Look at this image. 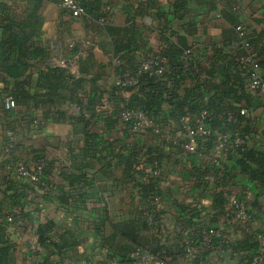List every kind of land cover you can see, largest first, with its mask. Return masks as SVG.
<instances>
[{
	"label": "crops",
	"instance_id": "1",
	"mask_svg": "<svg viewBox=\"0 0 264 264\" xmlns=\"http://www.w3.org/2000/svg\"><path fill=\"white\" fill-rule=\"evenodd\" d=\"M0 3L7 4L17 19L26 16L32 7L30 0H0ZM102 4L100 12L103 16L96 18L83 13L72 17L62 7L61 0H43L38 10L42 25L36 36L37 44L49 51L48 63L51 65L58 66L50 50L53 42L60 47L59 57L71 55L72 48L79 54V65L70 71L76 77L82 75L87 79L77 90V95L83 104L89 96L99 102L94 115L68 100L59 107L41 102L37 106L33 102L16 104L7 112L0 102V209L12 216L20 214L21 210L24 214L20 224L9 222L0 214V223L7 224L4 237L12 258L11 262L0 264H76L86 259H101L111 252L104 244V238L115 233L113 226L140 217L146 204L133 187L134 181L124 178L108 143L124 154L134 147L144 154L146 147H161L160 138L112 123L116 117L112 113L115 104L108 92L115 80L114 46L120 41L126 42L127 38V42H132L131 53L139 60L144 54L158 53L171 30L182 34L183 21L169 15L167 23L166 19L156 15L157 8L167 9L166 0H102ZM190 8L189 19L196 24L190 44L206 47L203 52L206 57L213 54L212 44H215L223 48L229 56L228 61L236 58L241 42L236 25L245 29L248 39L259 44L264 42V0H192ZM70 43H73L72 48L68 47ZM31 62L32 66L25 72L30 75L26 89L30 87L34 93L44 65L42 61ZM221 64L224 67L226 62ZM237 69L245 78V90L254 99L250 105L245 101H228V104L239 106L240 113L244 111L241 115L251 131L248 145L264 149V97L247 88L244 69L241 66ZM261 73L264 76V69ZM194 83V80H187L185 85ZM12 86L13 80L0 70V99ZM132 91H122L120 96L127 99ZM202 91L205 99L214 94L206 88ZM40 93L43 90L37 89V94ZM164 111L163 119L173 126L175 122L169 115L168 105L164 106ZM8 129L13 131L16 140L17 161L32 168L39 163L50 171L43 186L10 174L2 159ZM183 131L182 137L186 135ZM102 154L112 166L102 167L98 160ZM176 158L178 161L171 166L162 165L157 175L161 177L158 188L162 203L155 228L148 226L150 229L141 233L154 234L172 249V255L167 258L169 264H246L225 251H210L205 256L197 251L196 255L185 256L181 250V237L185 232L195 236L201 228L214 223L223 224L236 240L251 232H264V188L240 174L227 157L223 158L226 176L222 182L203 178L209 172L208 161ZM194 165L202 172L196 171ZM150 168L144 170L150 174ZM14 192L16 204L9 197ZM217 192L224 193L226 199L221 209L213 203ZM233 194L242 198L252 214L243 223L233 219V209L228 203ZM47 224L50 226L47 234L53 242L58 241L53 236L58 232L63 234L67 244L76 243L62 257L51 247L42 248L39 244V227ZM2 245L0 243V251Z\"/></svg>",
	"mask_w": 264,
	"mask_h": 264
},
{
	"label": "trees",
	"instance_id": "2",
	"mask_svg": "<svg viewBox=\"0 0 264 264\" xmlns=\"http://www.w3.org/2000/svg\"><path fill=\"white\" fill-rule=\"evenodd\" d=\"M30 1L32 7L28 9L27 15L22 19H17L7 4L0 3V70L13 80V86L6 95H11L17 105L33 102V105L37 106L41 102L42 105L59 107L63 102L68 100L78 105L81 110L84 109L89 114L94 115L99 102L89 96L87 103L83 104V101L77 95V90L82 88V83L87 81V79L82 75L76 77L67 67L55 66L48 63V60L51 58L49 51H46V48L37 44L36 36L40 34L42 25V17L38 13V10L43 0ZM79 1L85 14L94 15L96 18L103 16V13L100 12L103 5L102 0ZM166 1L168 4L167 9L157 8L155 11L156 15L166 19L167 23H169V15L182 20L183 32L180 34L171 30L170 36L174 37V40L170 36L167 37L163 41V48L158 53L149 55L157 56L160 59L161 66L163 67L162 74L148 76L147 73L142 72L137 75V83L135 85L120 88L114 83L108 92L115 104L112 108V113L113 115L116 114V117L112 123H120L128 129V123L122 121L120 113L124 109H136L143 111L149 118L161 123L164 128H168L172 133L179 132L181 134V137L176 142L159 137L161 147H146L144 154L137 147H134L129 153L124 154L120 149L115 151L116 147L108 143V147L112 148L116 164L122 169L124 178L126 179L127 177L134 181L133 187L137 189L140 197L146 202L142 214L140 213V217H136L129 222L124 221L115 224L113 226L115 233L104 238V244L111 251L105 257H115L123 264H129L130 253L137 247L160 257L168 258L172 255V249L162 244L161 240L154 234L141 233L142 230L150 229L148 226L155 228L154 223L150 224L148 216L144 212L152 206L151 200L153 196L159 195L162 197L158 188L161 177L160 175L156 176L152 174L156 166L161 170L162 165L171 166L178 161L177 156H182L208 161L209 172L206 175L216 172L215 166L210 161V154L212 153L211 145L199 142L198 151L204 152L205 157L187 153L183 149L182 143L186 140V135L182 137L181 118L189 117L192 120L198 117L202 111H206L205 123L214 133L226 134L230 139L235 137L243 138L245 150L241 156L227 154L224 157L233 161L240 174L259 187L264 188V149H259L252 144L248 145V136L251 133L250 126L246 123L244 116L241 115L240 107L228 104V101H232L233 103L245 101L250 105L254 99L253 95L245 90V81H243L245 78H243L237 69L238 66L244 69L247 86L248 71L246 65L241 61L245 50L240 46L236 58H230L231 61H228L229 56L224 52L223 48L220 45L212 44L213 54L209 57L204 56L203 52H205L206 47L198 48L196 44H190V38L196 31L195 22L189 19L192 0ZM212 9L215 10L214 7ZM243 30L245 32V29ZM247 40L259 56L260 68L264 69V42L259 44V42L253 39L247 38ZM125 41H120L114 46L113 59L117 58L120 61L115 66V75H122L125 72L135 73L139 62L148 57V55L144 54L142 58L136 60L135 55L131 53L133 50L131 48L132 42L130 40L127 42V38ZM187 49H192V53L183 59L184 52ZM74 52L72 48L71 54ZM33 60L42 61L44 65L36 81L34 93L30 91V87L26 89V86H29L27 82L29 77L27 76L30 75L25 73L32 66L31 61ZM223 61L226 62L224 67L221 64ZM185 63H187V66L184 65ZM77 64L79 65V61ZM22 76L25 78L21 79ZM187 80H194V85H185ZM5 82L8 83V81ZM202 88L213 90L214 94L212 97L205 99ZM37 89L43 90V93L37 94ZM126 90L133 91L127 99H124L120 94ZM165 105L169 106V115L175 122L173 126L163 119L166 114L164 111ZM229 115H231V119H228ZM8 131L11 130L8 129ZM11 132L13 133V131ZM17 150L16 146V153ZM223 158L222 161L224 162ZM98 160L102 164V167L106 165L112 166L106 155H99ZM38 164H35L33 168L29 166L28 169L34 172L40 166ZM148 167L151 170L150 174L144 170V168ZM194 167V169L197 168L196 171L199 173L202 172L201 170L199 171L200 168L198 166L194 165ZM224 168V177L222 179H215L214 181H224L226 176L225 165ZM49 175L50 171L48 168L46 166L41 167L38 172V185L43 186L44 183L46 184L47 181L45 182V180ZM64 177L68 178L70 175H64ZM15 194L14 192L9 195L14 204L17 203ZM223 196L224 193L217 192L213 197L214 205L220 209L226 201ZM158 213L159 211L155 213L156 215L154 214V222ZM0 214L2 218L6 217V219L9 215L5 214V212L2 213L1 209ZM22 214L23 210L20 211V219L24 217V214ZM212 226L215 227L217 224L214 223ZM6 227L7 224L5 222L0 223V243L3 244L0 251V263L8 260L12 261L8 253L9 245L8 243L6 244L7 239L4 237ZM49 229V224L39 227V244L42 248L51 247L58 256L62 257L68 250L75 247V241L67 244L63 234H59L58 232L53 235L55 238H58V241L53 242L52 237L47 234ZM201 229L195 236H191L188 233L195 244L199 243L202 232L205 230ZM183 234L180 242L181 250L185 256H189L185 253ZM258 235H261L264 239V232L262 231L248 233L241 240L234 239V242L230 245L236 254L232 257H239L246 264H250V256L259 249L260 239H258ZM117 237L119 238L116 239ZM210 251L207 248L199 247L198 249V253H202L203 256Z\"/></svg>",
	"mask_w": 264,
	"mask_h": 264
},
{
	"label": "built area",
	"instance_id": "3",
	"mask_svg": "<svg viewBox=\"0 0 264 264\" xmlns=\"http://www.w3.org/2000/svg\"><path fill=\"white\" fill-rule=\"evenodd\" d=\"M61 5L65 8L72 17H78L84 13L79 0H61ZM236 31L241 39V47L245 50V54L241 57V61L246 65L247 87L264 97V76L261 73L260 60L256 51L250 45L247 40L246 33L243 27L236 26ZM69 48L73 47V43L68 45ZM52 58L56 60L58 66L67 67L69 69L77 66L79 61V54L77 52L72 53L67 57L60 56V47L58 43L53 42L50 45ZM192 53V49H187L184 52V57H188ZM120 61L117 58L113 59L114 66L118 65ZM187 66V63L184 64ZM163 67L161 66L160 59L157 56H148L139 62L137 71L135 73L125 72L122 75H115L114 83L120 87H128L137 83V75L144 72L148 76H155L162 74ZM0 102L6 110L12 109L16 106L15 99L11 95H4L1 97ZM244 114V111H241ZM206 111L190 120L189 117L181 118L182 129L186 134V140L182 143V147L187 153L197 154L199 157H205L204 152L198 151L199 142L208 143L211 145L212 153L210 154V161L215 166L216 172L206 175L204 178L214 181L215 179H222L224 177V164L222 158L227 154H233L234 156H241L245 150V141L241 137H230L223 133H214L205 123ZM122 121L128 123V130L131 131H143L148 132L154 136L166 139L168 141H175L181 137L179 132L172 133L168 128L149 118L143 111L136 109H124L120 113ZM16 154V140L14 134L11 131L6 132V142L2 151V159L7 164L10 170V174L28 180L31 183L38 184L39 176L38 172L41 169L40 166L37 170L31 172L26 165L20 163L15 158ZM160 169L156 166L153 170V175H158ZM162 203V197L155 195L152 197V206L147 209L144 214H147L150 224L154 223V216L160 209ZM229 205L233 209V219L238 223H243L251 218V212L248 205L237 194H233L229 197ZM155 214V215H154ZM9 222L21 223L19 214L14 216H8ZM228 221V220H227ZM226 221V222H227ZM259 249L256 253L250 256V264H264V239L261 235H258ZM234 237L227 233L226 227L217 225L215 227H208L202 232L201 239L198 244H195L191 239V236L187 232L183 234V244L185 253L187 255L195 254L199 247L207 248L211 251H225L231 256H235V252L232 249ZM129 264H168L166 257H160L154 255L148 251L142 250L137 247L130 253ZM76 264H123L115 257H104L98 260H82Z\"/></svg>",
	"mask_w": 264,
	"mask_h": 264
}]
</instances>
